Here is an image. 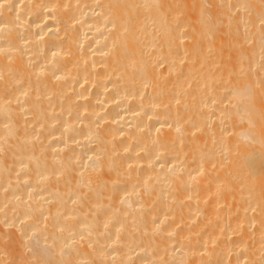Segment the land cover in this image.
<instances>
[{"label": "bare ground", "instance_id": "6f19581e", "mask_svg": "<svg viewBox=\"0 0 264 264\" xmlns=\"http://www.w3.org/2000/svg\"><path fill=\"white\" fill-rule=\"evenodd\" d=\"M0 264H264V0H0Z\"/></svg>", "mask_w": 264, "mask_h": 264}]
</instances>
